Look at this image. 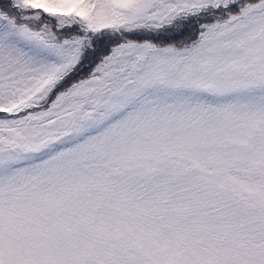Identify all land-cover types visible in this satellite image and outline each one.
Instances as JSON below:
<instances>
[{
  "label": "snow or ice",
  "instance_id": "obj_1",
  "mask_svg": "<svg viewBox=\"0 0 264 264\" xmlns=\"http://www.w3.org/2000/svg\"><path fill=\"white\" fill-rule=\"evenodd\" d=\"M0 264H264V0H0Z\"/></svg>",
  "mask_w": 264,
  "mask_h": 264
}]
</instances>
